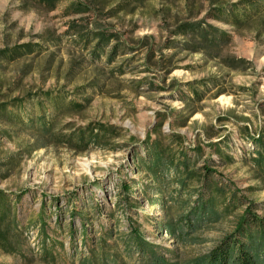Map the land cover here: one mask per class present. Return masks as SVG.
Listing matches in <instances>:
<instances>
[{
	"label": "rangeland",
	"instance_id": "obj_1",
	"mask_svg": "<svg viewBox=\"0 0 264 264\" xmlns=\"http://www.w3.org/2000/svg\"><path fill=\"white\" fill-rule=\"evenodd\" d=\"M238 1L57 0L49 9L0 0V51L29 48L0 59V201L11 210L15 250L0 249V264H80L121 220L122 183L144 238L175 248L182 264L206 254L248 206L264 218V182L249 161L252 139L264 135V14L243 27L214 15ZM98 36L105 46L96 58ZM114 45L121 51L108 60ZM97 124L113 128L103 145L68 142ZM158 124L165 144L208 165L234 194L194 244L161 228V195L136 162Z\"/></svg>",
	"mask_w": 264,
	"mask_h": 264
},
{
	"label": "trees",
	"instance_id": "obj_2",
	"mask_svg": "<svg viewBox=\"0 0 264 264\" xmlns=\"http://www.w3.org/2000/svg\"><path fill=\"white\" fill-rule=\"evenodd\" d=\"M30 1L46 5L49 9L54 8L57 2ZM216 11L217 14L214 15L220 21L243 27L264 14V0H240L227 10L217 8ZM192 31L195 32L196 29L193 28ZM78 35L80 38L84 37L86 43L93 40L87 33ZM95 39L90 53L97 58L105 43L99 40L100 36ZM27 49L29 48H23L22 51ZM17 51L18 48H11L9 52L2 50L0 59H13L22 53ZM119 51L121 50L118 45L112 46L107 55L108 60L113 59ZM75 105L80 107L82 104ZM42 119L39 120L42 127L40 129L46 133L49 126ZM112 130L113 128L103 124H97L96 128H79L70 136L68 142L83 148L90 143L103 145L106 139L113 137ZM153 131L157 137L146 142L145 155L136 158V162L154 182L151 187L161 195L160 201L168 215L161 228L175 243L194 244L199 241L195 235L205 223L215 222L228 214L232 208L229 199L234 194L227 195L229 191L225 189V184L214 181L213 175L216 172L208 165L204 163L197 166L196 160L191 159L181 147L165 144L160 124ZM252 141L256 150L252 152L253 156L249 161L264 182V135L259 134ZM219 153L223 155L222 152ZM129 186L124 183L120 185L121 197L116 208L121 213V220L115 219L107 232L99 234L101 236L95 242V249H91L88 257L80 260V264H182L175 248L163 247L144 238L139 224L136 226L137 222L130 215L133 197ZM192 186L194 187L191 188ZM2 195L0 190V200H3ZM253 209L252 205L245 208L235 220L233 230L217 240L206 254L196 258L191 264H264V218L255 214ZM122 220L126 223V231L119 230ZM13 230L11 210L0 201V249L6 253L15 251L10 235ZM73 235L74 232L71 231L70 237ZM106 236L113 237L114 241L109 242Z\"/></svg>",
	"mask_w": 264,
	"mask_h": 264
}]
</instances>
